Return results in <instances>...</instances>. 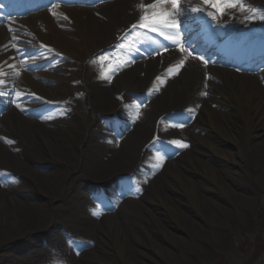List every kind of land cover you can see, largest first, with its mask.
Returning a JSON list of instances; mask_svg holds the SVG:
<instances>
[{
  "label": "bare ground",
  "instance_id": "6f19581e",
  "mask_svg": "<svg viewBox=\"0 0 264 264\" xmlns=\"http://www.w3.org/2000/svg\"><path fill=\"white\" fill-rule=\"evenodd\" d=\"M140 2L141 0H111L90 8H56L53 6L51 11L56 13L55 16L50 14L49 9L30 17L28 23H24L29 26L27 27L28 31L33 33L37 38L36 41L45 45L46 48L53 49V53L59 55L60 60L55 59L54 55L47 56V59L40 57L35 61L28 59L27 69L29 72L27 73L24 65L17 60L20 56L17 55L16 49L6 51L4 47L6 41H11L15 36L10 35L9 28L15 30L18 27L11 25L9 20L5 26L0 27V68L8 59L7 65L5 64L7 72L2 68L8 74L7 77H3L8 84L5 86L6 91L9 89H13V93L20 91L25 94L27 101H30L29 103L22 102V107L26 111H20L12 102L9 113L0 118V138H3L0 139V168L9 181L17 178L27 192L30 190L32 194H37L44 200L50 201L56 196L65 195L62 183L64 178H67V174L65 176L64 174L70 167H76L75 171H79V178H82L80 171L84 164L79 161L80 157L90 156L89 164L93 169L87 167L86 173L92 179L93 176L100 178L97 184L102 185L100 180L103 176L109 175L110 171L114 173L115 170L123 168L129 162H132V166L135 167L141 162L139 169L143 164H147V166L155 164L154 154L149 148L147 151L150 157L146 151L142 150L145 144L166 147L173 145L168 143L169 141L179 140L184 144H188L190 141L194 146L208 147L213 156L219 157L226 163H233L247 177H251L255 181L253 186L257 181L264 184V89L261 87V83L264 82V71L258 74L262 78L259 81L257 77L222 67L225 60L231 61L223 55H233L235 61L239 62L258 49L264 50V43L261 40L255 42L257 43L256 47L245 52L228 44V38L236 32L238 23L245 22L246 25L253 23L252 29L262 24L264 0H244L248 6L257 9L255 19L245 20V15H252L250 12L241 13L236 9H229L225 15L219 16L217 21H212L217 29L219 39L223 40L221 46L223 55L209 61L207 66L198 61L199 59L195 56H188L187 52L180 53L174 47L171 50L162 51L160 54H149L146 57H137L131 54L135 62H129L127 66H122L129 53L117 49L115 41L121 33H125L130 24L137 21L140 14L137 4ZM144 2L150 3L151 0H144ZM181 2L186 8H190L197 6L200 0H181ZM36 23L45 30L44 35L39 32L41 38H38L36 31L32 29ZM197 26L200 29L203 28L202 23ZM199 28L193 27L189 39L193 37L195 39L191 40H199L202 37L207 42ZM160 38L163 39V37L158 39ZM161 41L163 45L170 46L168 41ZM163 45L158 44L156 47L161 48ZM17 46L26 50L27 55L34 53L35 50L22 45ZM105 55L109 57L103 62L105 71H108L109 65L118 67L115 72L111 73L109 79H100L101 74L97 70L99 67L95 64L100 66L101 62L98 59L95 63L91 61ZM114 56L121 61L119 65L112 64L111 60ZM10 57L13 59H9ZM143 58L145 59L143 60ZM181 59L185 60V64L178 73L164 77L163 83H154L158 75L164 73L170 65L177 64ZM61 61L62 63H60ZM44 62L48 64L45 70L33 71L38 63ZM10 64L15 65L16 69H19L17 66H20L21 71L18 76L13 73L15 68L8 67ZM206 73L210 76L208 80L205 79ZM99 86L102 89H98ZM150 88L157 89L150 93V100L134 105V98L132 99L130 96L141 93L144 94L142 97H145L149 95L146 89ZM158 92L163 96L159 101ZM202 92L207 94L201 95ZM31 94H35V97H39V99ZM165 94H169V96ZM59 103L65 105L62 111L55 107V104L59 107ZM136 105L140 107L137 109ZM107 107H112V111H121L119 117H113L112 123L115 127L120 125L125 136V127L134 126L132 132H139L134 137V141L120 153H118L119 148L115 144V137H110L104 145H99L94 143L96 136L89 130L94 128L95 133L98 131L96 128L103 130L97 124L101 118L110 117V112L103 113L104 108ZM135 109L139 111V114L133 113ZM62 112L67 117L65 122H69L71 119L74 122L73 127H68L69 130L66 132L57 122L56 117L54 120L45 118L61 115ZM136 120L137 122L134 124L133 122ZM175 123H183L184 126H171ZM143 125H145L143 130H138ZM6 140L12 141V143H7ZM154 140L155 143H153ZM226 143L231 144V149L218 147V145ZM233 148L235 149L233 150ZM176 153L175 151L173 156ZM175 157L181 156L177 154ZM178 158L174 161L176 162ZM191 158L183 156L182 160L175 164V167L167 169V176L171 180L182 183L193 198L195 206L198 205L200 209L204 210L203 201L205 199L198 195L201 189L196 188L190 179L184 177V173L188 171L192 161L198 163L197 158ZM103 159H106L104 163L107 169L100 172L97 167L102 168ZM172 162L173 160L168 163ZM46 166L48 170H43V167ZM215 168L205 164V175L209 182L216 183L221 187L218 172L219 174L225 172L222 169L217 172ZM110 177L106 176L104 180ZM3 181L2 179V184ZM166 186L169 187V189L166 188L167 191L174 190L171 181L167 182ZM149 187L145 193L148 205L159 203L171 210L176 217L183 218L184 214L179 212L177 207L180 205L176 203V207H174L165 192L155 190V187H151L152 189L149 190ZM2 189H4V185L0 186V236L2 238L0 247L6 242H14L16 239L21 240L29 236L32 232L27 233V230L23 229L24 226L15 227L18 220L23 219L25 223L32 222L45 212V207H48L47 203H44L45 205L33 204L30 201V195L27 197L26 191L16 195V199V197L8 196L7 193L3 195L6 190ZM223 189L227 203L233 205L237 216L241 218L243 209L238 206V203V205L234 203L233 198L245 199L244 196L231 188L223 187ZM253 189L255 188L249 187L247 192L249 193ZM83 198L85 197L83 196ZM78 201L79 198L76 196L73 204L65 212L69 213L70 217L75 216L82 221H78L80 226L77 229L80 232H91L90 234H93L91 241L96 244L93 250L83 255L85 262L82 261L79 264H87L90 261L113 264V258L103 261L100 256L103 255L100 253V249L107 245L106 238L111 226L116 231L115 253L123 260L124 264H159V262L161 264H177L176 260L178 259L175 253L165 248L167 246L165 243L164 245L162 243V245L154 244L153 254L156 255L157 260L147 257L139 250L143 237L152 230L149 223L150 211L148 212L143 206L122 212L125 216L122 218L130 220L129 225L125 222L112 223L110 226L107 225L108 229H105L100 226L101 222H99V225L93 226L91 230L90 228L85 229L83 226V224H91L92 220L82 213L84 207ZM207 202L213 206L216 205L213 201L207 200ZM216 208L221 210L224 208V204L222 203L220 207L216 206ZM43 219L45 220V217ZM47 220L53 224L51 216ZM152 224H155L154 219ZM197 224L190 221L189 230L183 231L180 227H174L173 230L185 234L196 247L204 249L200 241L204 237V231ZM216 227L212 228L211 234L214 241H219L221 231L219 227L218 229ZM166 234V238L177 243L176 247L171 244L173 250H177L184 256L191 255L185 242L174 235ZM54 236L55 234L52 233L50 238ZM204 241L203 239L202 242ZM6 263L9 264L8 261Z\"/></svg>",
  "mask_w": 264,
  "mask_h": 264
},
{
  "label": "rangeland",
  "instance_id": "374dc122",
  "mask_svg": "<svg viewBox=\"0 0 264 264\" xmlns=\"http://www.w3.org/2000/svg\"><path fill=\"white\" fill-rule=\"evenodd\" d=\"M35 7L30 6L28 9L26 8L24 10L12 9L7 13V15L9 18L23 19V22L25 20V23H28V20H26L28 17L35 15V13L39 10H47L48 8V6L43 5L38 8ZM32 29L38 32V38H41L40 36L45 34V30L38 23H36ZM27 38L33 40V37L30 35H28ZM259 69L261 68H257V71ZM165 95L169 96V94ZM157 96H159L158 101L163 98L161 94ZM104 112L105 114L109 112L112 113V107L104 108L103 113ZM56 119L58 120L57 122L60 124L62 129H65V132L69 130L68 127H73L74 122L72 119L69 122H65L67 119L65 114L56 117ZM102 123L103 122H100L101 126ZM97 125H99V123ZM144 126L145 125L140 126L138 130L142 131ZM96 129L98 130L96 133L94 128L89 130L90 132H94L96 136L94 143L96 142L101 145L103 131L101 132L98 128ZM107 132L111 131L107 128ZM138 133L139 132L135 133L130 130L127 132L126 138H124V140L121 139L122 142L118 140V143L120 142L117 144V148H119L118 153H120L124 148H127V145L129 146V144L134 141V137H136ZM148 138L150 137L148 136ZM185 144L187 147L178 148L182 149V153L180 152L181 155L179 156L181 157H177L178 160L176 162L173 160L172 163H167L164 167L158 169L159 174L149 179L147 185H144L143 187L139 186L141 189L139 194L141 196L138 199H128L121 203V208L118 209V216L117 212L114 214L110 212H103L101 215H99L101 217L99 219V222H101L100 226L108 229L107 225L110 226L112 223L117 224L120 222H125L129 225L130 220L128 221L125 218H122V216H124L122 212L125 210L129 211L130 208L134 209L138 206H143L148 212L150 211L149 223L152 227V230L150 233H147V236L145 235L143 237V241H141L142 245L139 247V250L151 259L157 260L156 255L153 254L154 244L159 243L160 245H164L165 243L167 244L165 248L175 253L176 258L178 259L176 260L177 264H264V184L261 181H257L256 185L253 186L255 181L251 177H247V175L235 167L233 163H226L219 157L213 156L208 147L199 145L194 146L190 143V141H188V144ZM148 147L149 145L145 144L142 150L148 153ZM218 147L222 149H231L232 146L231 144L226 143L218 145ZM234 149L235 148H233V150ZM148 155L150 157L149 153ZM182 155L190 158L194 157L198 160V163L192 161V164L189 165L188 171L184 173V177L190 179L196 188L201 189L198 195L205 199L203 201V207L205 208L204 210L200 209L198 205L197 207L195 206L196 204H194L193 198L189 195L188 190L182 183L171 180L167 176V169L173 166L175 167V164L182 160ZM89 160H91L89 155L79 158V161L83 162L84 164L80 171L82 178H79V171H75L76 167H70V169L64 174V176L67 174V178H64L62 183V188L65 191V195L56 196L50 201H48V199L44 200L37 194H32L30 190L27 192V190L22 187L23 185L19 182V180H17V178H14V180L11 179L9 181L7 178H5V175L0 168V177H2L0 179V186L4 185V189L2 190H6L3 195L7 193L8 196H13L17 199L16 195H20V192L26 191L27 197L30 195V201L33 204L42 205L47 203L46 206H48L47 208L45 207V212L41 213L32 222L25 223L23 219L18 220L19 223L17 222V225L15 226L16 228H18V226H24L23 229L27 230V233H32L21 240L16 239V242H9L10 244L6 242L3 244L0 247V264H8L6 263L7 261L9 264H79L82 261L85 262L84 256L76 257L77 259H74L71 262L72 258L70 257V254L73 256L74 250L75 254H80L77 252L79 249L78 245L89 244L90 246V244H92L95 246V242L91 241L93 240V234H90L91 232H80V230L77 228L80 226L78 221L81 220L75 216L70 217L69 213H66L65 211H67L69 206L73 204L74 198L77 196L79 198L78 202L83 204L84 207L82 213L86 214L91 219L93 216V210L89 209L88 206L91 204V200H89V198L92 196V193L98 191L105 193L106 187L112 183L113 178H117V182L124 180L123 178L127 177L130 179L131 173L133 172V169H135V166H132L133 163L129 162L123 168L115 170L114 173H111L110 171L109 175L103 176L100 180L103 184L99 185L97 182L100 178L93 176L92 179L91 176L86 173L87 167L93 169L89 164ZM105 161L106 159L102 160V168L97 167L100 172H103L105 169H107L104 163ZM140 164L141 162H139V166ZM205 164L216 167L215 169H217V172L221 169L225 172L224 174H219L218 172V177L220 178L222 185L221 187L216 183L208 181L207 175H205ZM92 165L94 164L92 163ZM144 166H147V164H143L142 168ZM43 170H48L47 166L43 167ZM11 174L13 175V173ZM152 174L153 172H149L147 170L142 171L139 173L138 179L141 180L140 182L142 183L146 178L151 177ZM106 176L111 177L104 180ZM2 179L4 180L3 184ZM170 181L173 183L174 190L167 191L169 187L167 188L166 183ZM131 184H133V182L129 183L128 185ZM148 187L150 188L149 190L152 189L151 187H155V190H161L165 192L167 196H169L168 198L170 201L173 202H171V204L174 207H176V203L177 205H180L177 206L179 212L186 216L183 215V218L179 216L176 217L171 210L166 209L159 203L148 205L147 196L145 195ZM223 187L229 189L231 188L233 191L244 196L245 199L233 198L234 203L236 205L239 204L238 206L243 209L241 218L237 216V212L233 209V205L227 203V198L225 196ZM249 187H254L255 189L248 193L247 188ZM83 196L85 198H83ZM123 196L132 197L133 192L126 190L123 192ZM207 200L213 201V203L216 205L213 206L211 203L209 204ZM222 203L224 204V208L218 210L216 206L220 207V204ZM116 206L117 205H113V207ZM48 211L50 212L48 213ZM50 216L52 217L53 224H50V221L47 220V218H50ZM43 217H45V220ZM93 217L96 218V215ZM153 219L155 224H152ZM188 219L194 224L198 223L200 225V229L203 228L205 238L203 237L200 241L204 246V249L196 247L186 237L185 234L173 230L174 227H180L183 229V231L189 230L188 224L190 221ZM99 222L95 219V221L92 220L91 224H83V226H85V229L90 228L92 230L93 226L99 225ZM215 226H217L216 229L219 227L221 231L219 241H214L211 234V230L212 228L214 229ZM52 233H54L55 236L50 238ZM166 233L174 235L177 238H180L181 241L185 242L186 247L191 252V255L184 256L183 254L177 252V250H173V248H171V244L173 247H176L177 243L166 238ZM115 238L116 231L115 228L111 226L106 238L107 245H104L102 249H100V253L103 255H99L103 261H109L107 259L113 258V264H124L123 260L115 253ZM0 239H2L1 236ZM203 239L205 240L204 242H202ZM7 256L9 257L7 258ZM87 264L100 263L90 261ZM159 264H161V262H159Z\"/></svg>",
  "mask_w": 264,
  "mask_h": 264
},
{
  "label": "snow or ice",
  "instance_id": "6c2138e0",
  "mask_svg": "<svg viewBox=\"0 0 264 264\" xmlns=\"http://www.w3.org/2000/svg\"><path fill=\"white\" fill-rule=\"evenodd\" d=\"M61 2H63V0H61ZM205 6H207V8H205ZM137 9L140 13L137 21L130 25L122 36L117 37L118 43L115 45V47L117 49H125L126 46L124 43H122V41L127 39L129 34H132L133 36L131 43L127 45L126 49L129 55L123 62L122 66H127L129 62H135L134 57L131 55L132 51H135L142 57H146V55L149 54L157 55L162 51H166V47H156L158 44L162 45V41L158 39L159 37H163L164 41H168L169 45L176 48L180 53L187 52L188 56H193V54L196 53V49L189 43V37L193 32L194 25L206 23L209 27H212L210 21H217L218 17L225 15L229 9H236L241 13H252V15H245V20L255 19V13L257 11L256 8L248 6L244 0H200V3L197 6H192L190 8H186L182 4L181 0H151L150 3H145L144 0H141V2L137 4ZM50 14L53 16L56 15L55 12L51 11V8ZM65 19H67V17H65ZM261 19H264V16H261ZM9 31L12 32L13 29L9 28ZM16 40L17 37L13 36L10 43H12V47L16 49L17 55L22 57L21 63L24 65L25 69H27V60L31 58L33 61H35L37 57L36 55H27L26 50L17 46L15 43ZM4 47L7 48V45ZM39 47L41 49H46L45 52L39 53V56L43 59L48 58L47 53H52L54 51L51 48H46V46L43 44H41ZM195 58L199 59L205 66H207L209 63V60L206 59L204 55L197 54ZM10 59L13 58L10 57ZM97 59L101 62L100 78L109 79L111 73L115 72L118 66L109 65L108 71H104L103 62L108 60L109 57L107 55L97 57L91 62L95 63ZM184 64L185 60L181 59L177 64L170 65L167 69H165L164 73L158 75L155 78L154 83H163L164 77H170L171 75L178 73ZM8 67L15 68V65L10 64ZM15 74L18 76L19 72H16ZM6 75L7 73H5L2 68H0V77H4ZM205 79H210L209 74H205ZM4 86H6V81L3 78H0V97L13 96V93L6 91ZM205 87H207V85H205ZM154 90L157 89L150 88L148 90L149 94ZM206 94V92L201 93V95ZM31 95L35 97V94ZM24 97L25 94L21 93L20 91H16L13 96L12 102L16 104L20 111H26V109L22 107ZM35 98L39 99V97ZM135 107L138 109L140 106L136 105ZM45 118L50 119L51 117ZM171 126L183 127L184 125L183 123H175ZM5 142L12 143V141L7 140ZM153 143H155V140ZM168 143L176 145L180 148L187 147L186 144L179 140H172ZM167 155L168 154L166 151L163 149H158L154 156L156 163L153 165V168L158 170ZM124 190L129 192L134 191L135 193H139L141 191L138 185H133L131 187L123 185L122 191ZM110 206L111 205H109V207ZM93 215H97V213L94 211Z\"/></svg>",
  "mask_w": 264,
  "mask_h": 264
}]
</instances>
